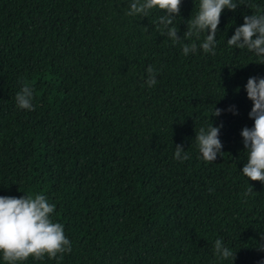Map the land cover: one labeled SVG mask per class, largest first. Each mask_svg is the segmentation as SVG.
Here are the masks:
<instances>
[{
	"label": "trees",
	"instance_id": "trees-1",
	"mask_svg": "<svg viewBox=\"0 0 264 264\" xmlns=\"http://www.w3.org/2000/svg\"><path fill=\"white\" fill-rule=\"evenodd\" d=\"M198 7L182 0L181 37ZM126 8L127 0H0V195H46L72 245L62 260L20 264H233L215 255L218 238L237 251L234 264H264V183L242 174L241 135L254 125L244 86L264 77V64L227 44L264 0L223 11L215 56L199 47L184 55L160 35L159 9L143 17ZM206 35L192 39L199 46ZM23 82L34 110L16 104ZM230 105L238 115L212 116ZM221 122L224 153L206 162L196 130ZM176 144L188 160L174 158Z\"/></svg>",
	"mask_w": 264,
	"mask_h": 264
},
{
	"label": "clouds",
	"instance_id": "clouds-1",
	"mask_svg": "<svg viewBox=\"0 0 264 264\" xmlns=\"http://www.w3.org/2000/svg\"><path fill=\"white\" fill-rule=\"evenodd\" d=\"M244 0H199L196 15L187 21V30L183 37L178 35L180 29L174 21L180 17L182 0H127V16H147L151 10L159 9L163 14L156 21V30L162 36H167L173 43L182 44L184 55L194 53L202 48L205 53L216 55L217 39L221 16L225 9L235 11ZM255 9L257 6L248 5ZM206 32L203 42L198 46L195 40L200 33ZM185 41H192L187 43ZM229 47L247 49L254 52L264 64V12L244 16V23L235 28L234 34L228 38ZM149 87L157 83L156 70L152 65L146 69ZM247 97L253 102L249 117L254 120L252 127L245 126L241 130L247 162L242 174L251 181L264 183V77H249L244 86ZM34 92L27 82L15 95V101L19 108L34 110ZM225 111L238 115L235 105L228 109L215 107L212 116L219 117ZM223 123L210 124L207 128L196 130L195 140L202 158L206 162H215L218 154L222 155L223 142L220 139ZM175 159L181 162L188 160L189 154L182 144L175 145ZM253 191L250 187L244 193L245 196ZM25 193V192H24ZM56 204L50 203L46 195L36 193L22 196L0 195V253L6 264H20L29 258L43 260L45 256L51 259H63L65 253H70L72 245L66 236L64 225L55 222L52 217L55 214ZM264 240V235H262ZM257 247L264 250V242H259ZM237 252V251H236ZM236 252L225 246L222 239L214 242V253L221 259L231 258L234 264Z\"/></svg>",
	"mask_w": 264,
	"mask_h": 264
}]
</instances>
